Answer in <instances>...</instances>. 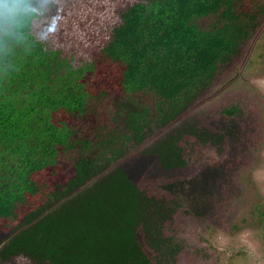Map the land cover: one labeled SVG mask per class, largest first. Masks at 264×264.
I'll use <instances>...</instances> for the list:
<instances>
[{"label":"trees","instance_id":"1","mask_svg":"<svg viewBox=\"0 0 264 264\" xmlns=\"http://www.w3.org/2000/svg\"><path fill=\"white\" fill-rule=\"evenodd\" d=\"M258 13L264 0H0V258L155 264L138 181L185 155L168 141L127 157L125 129L175 119ZM227 175L174 187L183 214L221 203Z\"/></svg>","mask_w":264,"mask_h":264},{"label":"rangeland","instance_id":"2","mask_svg":"<svg viewBox=\"0 0 264 264\" xmlns=\"http://www.w3.org/2000/svg\"><path fill=\"white\" fill-rule=\"evenodd\" d=\"M245 31L236 32L232 53L175 119L125 129L127 157L161 151L168 141L185 155L173 167L155 157L138 181L154 199L145 239L155 264H264V13L254 14ZM256 119L263 125L255 135ZM236 127L242 135L229 132ZM220 164L228 168L224 200L183 214L178 186ZM3 262L38 264L25 257Z\"/></svg>","mask_w":264,"mask_h":264}]
</instances>
